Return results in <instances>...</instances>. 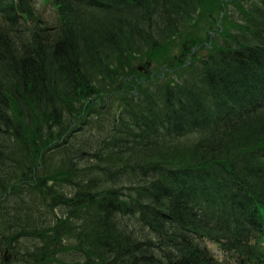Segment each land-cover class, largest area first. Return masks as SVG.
<instances>
[{
    "label": "trees",
    "instance_id": "1",
    "mask_svg": "<svg viewBox=\"0 0 264 264\" xmlns=\"http://www.w3.org/2000/svg\"><path fill=\"white\" fill-rule=\"evenodd\" d=\"M210 2L0 0V264H264V0L132 75Z\"/></svg>",
    "mask_w": 264,
    "mask_h": 264
},
{
    "label": "rangeland",
    "instance_id": "2",
    "mask_svg": "<svg viewBox=\"0 0 264 264\" xmlns=\"http://www.w3.org/2000/svg\"><path fill=\"white\" fill-rule=\"evenodd\" d=\"M52 1L53 0H35V3L38 12L40 11V14H43L44 20L51 24V26H54L57 23L58 15L52 5ZM230 4L231 7L236 6V4L232 2H230ZM215 5L214 0V2H210L204 6L195 19L193 26H191L189 33L178 36L173 41L165 43L157 52H149L143 55V57L139 56L138 59L134 60L133 69L135 71L133 72L136 74L133 73L132 75L137 76L138 79L142 81H138L141 82L140 84L150 87L146 82L148 80L153 81L156 85L174 82L182 78L187 67L199 61L203 55H208V51L203 50L204 48L199 51L193 48L190 37L192 34V36H199L206 41L209 31L213 32V29H217L218 25L221 27L219 32L224 30L226 24L224 16L226 11L223 14L218 12L217 8L214 7ZM216 19L220 20L218 25ZM130 86L135 88V84ZM120 106L119 102L115 103V109L119 110ZM111 120L112 117H108L107 120L103 119L101 124L106 125L111 122ZM203 243L208 245L220 260L227 263L228 257L219 246L212 244L210 241H204Z\"/></svg>",
    "mask_w": 264,
    "mask_h": 264
}]
</instances>
